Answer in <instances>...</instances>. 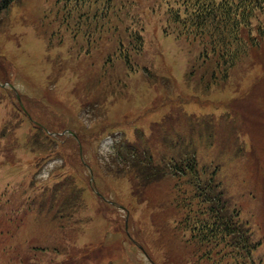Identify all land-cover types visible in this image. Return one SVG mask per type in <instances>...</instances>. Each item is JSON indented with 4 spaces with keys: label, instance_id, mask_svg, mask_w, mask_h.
<instances>
[{
    "label": "rangeland",
    "instance_id": "rangeland-1",
    "mask_svg": "<svg viewBox=\"0 0 264 264\" xmlns=\"http://www.w3.org/2000/svg\"><path fill=\"white\" fill-rule=\"evenodd\" d=\"M120 4L107 18L104 1L81 18L56 0L0 11V264H202L176 180L135 190L119 171L120 142L167 133L218 167L264 264V51L225 74L164 32L166 0ZM60 184L61 213L40 209Z\"/></svg>",
    "mask_w": 264,
    "mask_h": 264
},
{
    "label": "trees",
    "instance_id": "trees-1",
    "mask_svg": "<svg viewBox=\"0 0 264 264\" xmlns=\"http://www.w3.org/2000/svg\"><path fill=\"white\" fill-rule=\"evenodd\" d=\"M56 1L63 4V17L71 10L76 17H85L93 4L102 1L109 6L102 13L97 12L96 18L99 13L107 18L110 12L128 8V4L116 8L110 5L111 0ZM16 2L2 0L0 11H8ZM163 13L167 17L164 32L197 45L199 58L222 67V73L227 74L243 56L264 51V0H166ZM136 17H131V27L138 25ZM135 36L141 45V31ZM161 123L160 128L164 129L166 121ZM172 134L157 137L160 147L151 142L142 146L126 139L120 142L114 148L121 165L119 171L130 178L135 190L141 188V182L147 185L165 177L176 180L174 203L185 211L180 221L190 232L188 242L195 244V254L203 253L199 263L257 264L256 251L261 242L255 239L252 226L241 217L233 199L221 188L215 171L200 165L192 146L193 135L168 138ZM63 191L58 185L48 203H37L39 208L51 211L58 207L61 213Z\"/></svg>",
    "mask_w": 264,
    "mask_h": 264
}]
</instances>
